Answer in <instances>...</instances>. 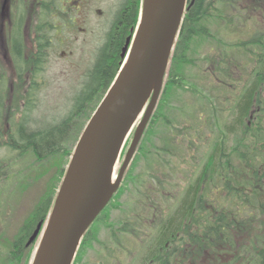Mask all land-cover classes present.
Returning a JSON list of instances; mask_svg holds the SVG:
<instances>
[{
  "label": "rangeland",
  "instance_id": "obj_1",
  "mask_svg": "<svg viewBox=\"0 0 264 264\" xmlns=\"http://www.w3.org/2000/svg\"><path fill=\"white\" fill-rule=\"evenodd\" d=\"M37 2L38 0H17L15 5L16 14L21 17V21L24 23L25 29L21 31L23 34L20 32L18 38L23 45L21 46L24 49V58L31 62L27 63L30 69L32 66V55L37 48L33 31L30 34V28L33 27L34 22H36L39 17L38 14H40ZM235 3L236 6L232 7V10L230 8L222 9L224 18L221 20L217 18L213 20L211 24L205 26L208 32L207 36H205L206 38L203 39L199 37L197 40H192L189 43L190 48L187 51V67H184L182 77L178 76L173 79L175 83L179 81L180 87H183L184 90L181 88L174 90L168 99H164L159 103L164 105L165 108L163 111L160 112L157 110L166 120L175 121V124H173L175 131L167 127L165 124L166 120H161L163 121L162 123L155 118L151 126L147 128L149 134L151 133L152 135L150 139H145L144 144L145 149L149 150L150 154L146 156V153V161L142 157L137 158L135 164L131 166L132 171L129 170V174L126 175V183L128 185H125L126 189H123V191L117 195L118 201L121 202L120 209H118L117 212L112 210L110 212H105V214H110L109 223H113L116 230L124 229L131 232L137 231L139 230V226H141V221L150 217L151 207L154 208L155 216L159 211L163 209L166 211L168 209L167 207H171L179 197L181 189L187 182V177L193 176L195 171H198L203 166V163H199V168L196 167L197 164L191 166L189 165L190 160L194 163H198L201 159L204 160V158L201 157L205 156L207 149V143L205 142L212 140L214 136L218 139L220 124L230 120V113L227 109H229L230 102L234 103V101H236V95L241 93L244 77L239 75V73L236 74V72H233V77L236 81L233 83L227 80L224 82L225 87L220 88L217 79L221 78V74L216 73L210 75L205 73L206 69L209 67L203 59H211L213 63V66L209 65L211 71H214V65L221 59L220 57L222 55H227V58L231 59L233 63L237 62L240 67H243L245 65L244 61L247 62L249 58L237 50L223 49L222 54L221 50L223 45L228 46L238 43L244 46L248 44L250 39L255 35L259 33L260 35H264V1L256 3L254 0H235ZM6 4V0H0V76L3 81H5V79L7 80L3 86L4 90L5 87L7 89L5 94V106L7 109L11 110L12 108L16 109L20 106L23 94L21 93L22 86H20V83L26 85L31 75L27 78L28 70H23L24 76L21 78L17 77L18 82L14 81V58L11 55V41L6 31L8 22ZM23 35L24 40L22 37ZM48 48V65L45 72L42 74L46 84L42 86L40 90L36 91L35 98L38 99L37 108H39V114L42 112L46 115L59 118L65 116L70 110L63 108L64 105L60 104V102L64 101L65 97L70 95L62 93V89H64V86L67 85L69 81H72L70 76H74L72 68L74 67L75 61L83 58V63H87L88 48L86 46L81 47V45H57L55 47L53 41ZM65 55L66 58H64ZM251 68L252 66L246 65L242 71L244 72ZM11 85L14 88H11ZM214 87H216V90L213 91ZM256 97L261 99L260 105L252 108L251 111L253 112L249 114L251 117L245 120V126L242 127L241 132L229 137V146H231V144L234 145V143L235 146L239 143L241 145L245 140L260 144L254 140V135L257 133L259 135H264L263 84L260 85V91ZM101 98L102 96H100V98H95L92 105L86 108V110L77 117L75 123L76 127L73 129V133L68 137L67 146L70 150H72L76 144L80 133L95 111ZM259 109H262V113H256ZM157 116L159 115L157 114ZM197 116L202 120L197 119ZM195 119L197 125H199L197 129H194L196 127ZM136 127L137 126H135V128ZM135 128L127 138L118 166L116 165L115 174L122 164ZM180 130L186 133L189 132L188 136L192 138V140L187 141H189L191 147L197 146L196 150L190 148L189 150L183 151V149L179 148L171 154L172 156H167L168 153L165 154L163 151L160 155V149L166 144V140L174 138L173 134ZM193 132L199 135L194 136ZM262 143L263 144H260L261 147L262 145L264 146V142ZM183 147L185 148V146ZM0 154L2 156L5 155V161L3 162L6 164L5 169L7 172L5 177L0 180V264H26L35 253L41 232L39 231L38 237L33 244L23 252V255L21 252L20 254L17 253L15 256L13 252L10 254L11 244L24 235L22 228L31 224L33 214L39 206L42 205L46 199L51 198L53 201L55 200L56 190L60 182L57 176L60 163L58 164V160L53 159L41 163L37 162L30 152L16 154V152L8 153L6 150H1ZM262 154L260 164L264 163V152ZM240 156L241 158H239ZM239 157L236 160L233 157L231 163L228 162L227 168L230 176L233 177V182L227 181L225 185V189L227 190H231L237 186L239 187V185L243 183L242 179L237 176V170L240 167L238 165L242 164V158L244 157L242 154H240ZM146 162H148V164H146ZM179 163L181 164L180 169L177 168ZM182 163H185L186 167H183ZM262 165L264 167V164ZM62 166L64 165L62 164ZM219 173L221 176L222 172L220 171ZM253 181L254 188L258 190L256 209L255 211L250 208L246 209L241 217L244 219L249 213L254 215V221L260 219L264 220V174L260 172L257 178H253ZM221 182L225 183L223 181L216 184H214V182L209 183L208 188L212 187L214 191H212V195L216 196L218 194L217 191L220 190L222 186ZM254 188L252 187V189ZM203 191H205L204 187ZM205 192L206 196H208V189ZM224 193L225 192H223L222 195ZM250 194L252 195V192H250ZM205 201L206 200H204V202ZM49 213H51V211ZM161 214L162 213H160V215ZM135 216L138 217L139 221H135V224H131V222H134L133 218ZM145 224L149 227L150 221H146ZM192 224L193 221H187L182 231L184 239L186 238L185 235L189 234L188 230H190V226H193ZM256 230H258L257 226L252 232ZM143 231H146V234H135V237L126 235L124 237V240H126L125 244L123 243L125 248L129 247L131 252H136V257H139V254L145 247L149 239V231H152V229ZM108 233L110 232L104 231L98 235L100 246L96 247L91 253L89 251L86 264H101L99 259H103L107 250L110 248L108 247ZM118 236L120 238L121 235L118 234ZM102 238L105 240L103 244L101 243ZM27 241L28 240H26V242ZM177 247L179 246L174 244L172 249H177ZM249 251L251 252L252 250ZM8 254L10 256L6 261ZM133 256L134 254L132 255L131 261L130 259H126L125 264H133ZM250 257L252 258L253 255L248 253V255H242V257H239L238 260L234 262L235 256L228 252L224 255L216 256L215 260H217V264H241L244 259ZM174 259L177 262L183 259L180 250H177V255H175L172 260ZM204 259H207V257ZM187 264H191L189 260Z\"/></svg>",
  "mask_w": 264,
  "mask_h": 264
},
{
  "label": "trees",
  "instance_id": "obj_2",
  "mask_svg": "<svg viewBox=\"0 0 264 264\" xmlns=\"http://www.w3.org/2000/svg\"><path fill=\"white\" fill-rule=\"evenodd\" d=\"M254 1L256 3H261V1L264 0ZM44 4V14L48 15L51 11L50 8L54 4V0H46ZM234 6H236L235 0L193 1L189 10L184 14L178 40L170 57V63L165 74V82L158 100L156 112H154L147 128L151 126L154 118L157 121L166 120L163 115L158 113L165 108L163 104L161 105L159 103L164 99H168L174 90L179 88L184 90L183 87H180V82L176 81L177 83H175L173 79L174 77L183 76V69L187 67L188 64L187 51L190 48L189 43L192 40H197L199 37L203 39L206 38L205 36H207L208 32L205 26L211 24L213 20L217 18L218 20L224 18L222 9L230 8L232 10ZM38 46H40L39 42ZM223 49L237 50L249 59L247 62L244 61L245 65L243 67H240L237 62L233 63L231 59H228L226 54V56L222 55ZM221 51V59L214 65V71H211L209 66H213L211 59L202 58L209 67L206 69L205 73L210 75L220 73L221 78L217 79L220 88L225 87L224 82L227 80L234 83L236 79L233 77V72H236V74L239 73V75L244 77L243 87H241L242 91L239 95H236V101H234V103L230 102L229 104V109H227V111L230 113V120L220 124L219 138L217 139V137L214 136L212 140L205 142L207 143V149L205 156L201 157L204 158V160L201 159L198 163H194L190 160L189 165L191 166L197 164L196 167L199 168V163H203V166L198 171H195L193 176L187 177V182L181 189L176 202L171 207H167L168 209L166 211H164V209L159 211L156 216L154 215V208L151 207L150 217L141 221L139 229H152V231L156 232L154 235H149V241L139 254L141 257L136 260V262H141V264L154 261V257H160L158 264H183L185 260H189L191 264H217L215 257L224 255L228 252L235 256L234 262H236L239 257H242V255H248L249 253L252 254L253 257L244 259L241 264H264V220L260 219L254 221V215L249 213L244 219L241 217L246 209L250 208L254 211L256 209L258 190L254 188L253 178H257L260 172L264 174V167L262 165L264 163L260 164L262 160L261 154L264 152V146L262 145L261 147L260 144L264 142V135H259L258 133L254 135V140L260 144L245 140L241 145L240 143L236 144V146L235 143L234 145L231 144V146L228 145L229 137L240 133L242 127L245 126V120L248 119L252 108L260 105L261 99H258L256 95L260 91V85H264V35H260V33L255 35L250 39L249 43L244 46L238 43L228 46L223 45ZM11 52L15 54V58L14 56L13 58L14 64L16 65V73L19 78L24 76L23 70L26 69L28 72L32 70L30 79L33 80L38 76L39 70L38 67L36 68L38 62L35 64L32 61L31 69L28 67L27 63L31 62L24 58V49L18 40L12 41ZM108 57L109 56L103 55L100 57L98 66L94 69L92 76L89 78L91 84L93 83L92 87L102 85V87L104 86V90L92 94L91 90H87L86 88V96H88V98L93 97V100L97 97L100 98L111 82L112 77L111 75L109 76V70L112 62L110 59L108 60ZM246 65H250L252 68L243 72L242 70H244ZM108 80L109 82L106 84ZM6 82L7 80L5 79V81H3L0 76V151L6 150L8 153L16 152V154L30 152L35 160L40 163L51 159L58 160L60 169L57 176L58 180H61L65 166L72 152L67 146L68 139L66 138L67 136L69 137L67 134L70 130L71 121H73L74 115L78 117L86 109H71L65 116L59 118L46 115L42 112L39 114V108H37L38 99L35 98L37 90H35L34 93L32 91L22 94L21 102L24 103L22 106H18L16 109H7L5 106V94L7 89L5 87L4 90L3 87ZM214 90H216V87L213 88V91ZM28 95L29 97L34 96V98L27 99ZM86 96L81 95L82 98ZM82 100L83 99H79L78 103ZM157 110L159 111L157 112ZM261 110L262 109H259L256 113H260ZM157 114L159 116H157ZM197 119L202 120L198 116ZM163 121L161 122L163 123ZM165 124L175 131V127L173 126L175 121L166 120ZM197 128H199V125H197L196 121V127L194 129ZM194 132V136L199 135ZM188 134L189 132L186 133L181 130L175 132L173 134L174 138L167 139L166 144L160 149V155L163 151L165 154L168 153L167 156H172L171 154L179 148L183 149V151L189 150L190 148L196 150L197 146L191 147L189 141H187L192 140ZM151 135L152 134H149V131L146 129L139 147L137 148L132 166L137 161V158L142 157L146 161V156H149L150 151L145 149L144 142L146 138V140L150 139ZM183 146H185V148ZM240 154H242L244 158H242V164L238 165L240 167L237 170V176L242 179L243 183L240 184L239 187L237 186L236 188L227 190L225 189L227 181L233 182V177L230 176L227 168L228 162L231 163L233 157L235 160L238 159ZM4 156L0 154V180L7 174L5 169L6 164L3 162L5 161ZM239 158H241V156ZM62 164L64 166H62ZM146 164H148V162H146ZM182 166L186 167L185 163H182ZM177 168H181L180 163ZM130 170L132 171V167ZM220 171L222 172L221 176L219 173ZM126 178L127 176L123 180L122 189H126L125 185H128L126 183ZM220 181L225 183L221 182L222 186L220 190L217 191L218 194L214 196L212 195L213 188H208L209 183L214 182V184H216L218 182L220 183ZM203 187L205 191L208 189V196H206V192L203 191ZM252 187L254 189H252ZM119 192L118 190L114 193L112 201H110L104 211L118 204L117 195ZM223 192L225 193L222 195ZM250 192H252V195ZM204 200L206 201L204 202ZM52 204L53 199L49 198L39 206L33 214L31 224L22 228L24 235L11 244L10 254L13 252L15 256L17 253L20 254L21 252L23 255V252L27 250L25 246L26 240L32 235L37 221L47 216ZM160 213L162 214L160 215ZM190 220L193 221V226H190L191 228L188 230L189 234L185 235V241L183 238L184 236H182V234L178 235V232H182L187 221ZM133 221L134 222H131V224H135V221H139L138 217L135 216ZM146 221H150L149 227L146 226ZM127 224L130 223L127 222ZM256 226L258 230L252 232ZM174 244L179 247H177V249H172ZM177 250H180L181 256L183 257L180 262H177L175 259L172 260V258L177 255ZM249 250L252 251L250 252ZM9 256L8 254L6 261L9 259ZM205 257H207V259H204ZM29 262L30 260L26 264H29Z\"/></svg>",
  "mask_w": 264,
  "mask_h": 264
},
{
  "label": "water",
  "instance_id": "obj_3",
  "mask_svg": "<svg viewBox=\"0 0 264 264\" xmlns=\"http://www.w3.org/2000/svg\"><path fill=\"white\" fill-rule=\"evenodd\" d=\"M187 2L143 0L130 51L75 145L31 264H72L86 230L120 186L157 103ZM142 113L114 177L122 147Z\"/></svg>",
  "mask_w": 264,
  "mask_h": 264
},
{
  "label": "flooded vegetation",
  "instance_id": "obj_4",
  "mask_svg": "<svg viewBox=\"0 0 264 264\" xmlns=\"http://www.w3.org/2000/svg\"><path fill=\"white\" fill-rule=\"evenodd\" d=\"M45 1L38 0V14L37 21L34 22L33 27L30 28V34L33 31L35 37V44H37L36 51L32 55V61L36 64L38 62L39 74L33 80L30 79L32 70L28 72L27 78H29L26 85H22L21 93L35 92L40 90L42 86H45L46 82L42 74L45 72L48 58L49 48L52 41L54 46L64 45H81V47H87L88 61L83 63V58L78 59L74 63L72 70L74 76H70L72 81H69L67 85L62 89V93L70 94L64 98V101L60 104L64 105L63 108L76 110L89 108L93 103V97L88 98L86 96L87 90H91L92 94L102 92L104 86H93L90 82V77L94 72V69L98 66L100 57L109 56L108 60H111V66L109 70V76L111 75V82L117 74L126 51H129L131 43L134 38L135 29L138 23L140 10L142 6V0H54L51 11L48 15H45ZM7 12V27L6 31L9 35V40H18L22 45L18 35L23 31L24 23L21 21V17L17 16L15 5L17 0H6ZM122 19V20H121ZM23 34V32H21ZM24 40V35L22 36ZM38 42L40 46H38ZM42 42V43H41ZM23 46V45H22ZM10 50V51H11ZM65 54V53H63ZM112 54V55H111ZM14 56V52H11ZM66 58V55L64 56ZM16 60V59H15ZM34 68V67H33ZM14 81L18 82L16 73V65L13 66ZM109 80L106 84H108ZM109 83V85L111 84ZM105 84V85H106ZM108 85V87H109ZM105 89L103 94L107 91ZM11 88H14L11 85ZM81 95L86 97L82 98ZM28 98H34V96H27ZM79 99H83L80 103ZM22 103L20 106H22ZM77 116L74 115L73 121H71L70 130L67 135L73 133V129L76 127L75 123ZM66 135V136H67ZM65 136V137H66ZM68 139V136L66 137ZM121 207L119 201L114 207L110 208L109 212L118 211ZM114 209V210H113ZM108 212V213H109ZM110 222V214H102L99 219L93 223L89 231L84 235L79 251L76 255L74 264H86L87 254L99 247V237L101 232L107 231L109 237L108 247H110L103 259H99L101 264H125L126 259H132L134 254L133 264H141L136 260L141 257H136V252H131L129 247L125 248L124 237H135V234H146V231L141 229L137 231H128L124 229H115V225ZM150 235L156 234L155 231H149ZM120 234V238L118 236ZM182 232H178V235ZM102 238L101 243H104ZM149 240H147L148 242ZM124 243V244H123ZM167 246V245H166ZM167 248V247H166ZM154 261H150L147 264H158L160 257H154ZM157 259V260H156ZM188 260H185L183 264H187Z\"/></svg>",
  "mask_w": 264,
  "mask_h": 264
}]
</instances>
